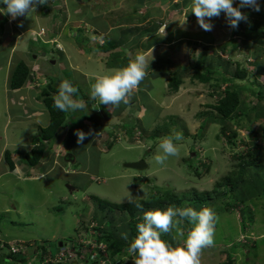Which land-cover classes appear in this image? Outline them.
Returning a JSON list of instances; mask_svg holds the SVG:
<instances>
[{"label": "rangeland", "instance_id": "obj_1", "mask_svg": "<svg viewBox=\"0 0 264 264\" xmlns=\"http://www.w3.org/2000/svg\"><path fill=\"white\" fill-rule=\"evenodd\" d=\"M176 1L49 0L48 5L38 6L25 19L17 17L13 23L15 26L12 23L2 26L5 33L0 36L1 264H39V252L44 247L56 252L62 241L78 243L90 240L93 244L96 239H104L113 227L106 223V219L100 224L98 219L93 218L102 212L96 199L125 203L127 201L123 198L128 192L134 200H138L149 196L157 187L170 188L179 195L194 189L210 191L226 176L234 177L238 187L232 197L224 196L210 205L219 216V221L214 245L202 251L201 264H264V168L249 173L254 169L250 166L249 170L247 167L246 171L238 173L240 159L237 158V155H245L249 148H257V158L264 166V114L258 115L259 109L254 111L252 107L259 101L257 95L264 86V44L261 53H257L254 47L242 42L247 39L243 29L252 32L248 22H260L259 29L264 31V13L260 12L263 9L260 7L259 12L251 8L241 9L247 14L248 21H241L242 28L238 26L236 29L229 26L226 15L221 12L218 17L212 18V32L201 29L196 18L188 13L191 0L188 3L185 0ZM160 2H164L160 7L166 8L167 13H160L159 17L154 15L142 27H149L152 21L160 26L159 21L169 18L170 23L165 30L162 25L159 34H169L176 28L174 42L180 45L174 48L180 47L178 51L162 43L148 49L145 46L148 39H143L146 35H141L143 29L138 26L136 32V25L151 17L145 15L147 9L151 10L154 3ZM233 2L234 6L238 4V0ZM185 18L187 23L182 26ZM42 26L46 29V36L38 35ZM21 30L25 34L19 37L16 48L12 50ZM201 30L202 34L197 32ZM53 32L58 33L57 41H49ZM75 33L77 38L73 36ZM103 38L115 41L110 51L123 50L122 58L129 57L131 60L138 52L149 59L152 56L153 59L159 58L154 62L156 72L147 69L148 76L134 90L129 103H121L111 110L109 106L90 98V88L96 78L116 70L109 66L108 58L117 59L119 54L115 58L109 57V50L104 53L98 46ZM142 40L144 48L141 47ZM31 41H35L33 48L36 49L30 48L33 45ZM58 42L63 44V51L57 49ZM226 44H236L237 48L227 52ZM83 49L88 54H84ZM169 51L172 52L171 58L180 64L198 62L206 66L211 60L215 72L207 81L193 78L189 73L175 89L169 84L171 75L164 73L165 63L160 58L170 56L167 55ZM204 52L205 60L202 58ZM23 59L32 65L44 62V70H39L37 76L41 78L39 75L50 74L48 80H52V87L58 88L57 92L52 91L53 96L58 94L60 83L69 80L78 89L73 98L83 100L87 105L81 111L65 112L67 127L48 142L51 155L46 153L41 165L28 169L21 168L24 163L21 157L31 152L39 141V125L49 124L51 115L42 93L45 84L21 87L20 92L27 97L23 101L18 96L19 103L18 100L12 102L9 80L16 65ZM242 69L248 75L243 80H234L242 90L243 105L239 108L242 118L238 123L237 118L226 122L232 124L238 134L234 143L230 144L221 130L222 123L212 119L217 116L212 104L227 86L222 79L230 80L236 70ZM95 104L103 109L96 108ZM263 108L264 101L261 103ZM38 110L43 114L37 115ZM204 119H208L209 123L201 131ZM89 129L94 134L78 144L76 131L87 133ZM155 129L159 130L160 136L148 137ZM174 131L183 132V141L177 142L180 156L170 157L164 165H158L154 156L158 154L159 142ZM166 132L170 134H164ZM53 145L57 146L51 148ZM6 150H10L17 161L18 166L13 171L9 170L4 159ZM139 159H144L148 166L135 169L125 165ZM195 166H199V174L192 168ZM216 189L230 191L232 183ZM189 200L186 197L182 205L186 206ZM231 201L241 204L235 207L230 204ZM239 211L245 212L247 218ZM102 213L111 218L109 211ZM114 216L116 225H123L122 222L117 224L119 218L132 220L128 213L119 210H115ZM179 226L184 233L180 236L183 242L191 228ZM189 227L192 225L189 224ZM91 230L100 232L102 237L91 236ZM12 244L25 247L26 252L11 253ZM69 247L64 249L68 251ZM127 248L115 254L114 257L122 261L117 264H133L136 257L129 254ZM82 251L84 253L88 248L83 247ZM19 256L24 261L15 260ZM69 262L67 264H88L79 255L75 258V254Z\"/></svg>", "mask_w": 264, "mask_h": 264}, {"label": "clouds", "instance_id": "obj_2", "mask_svg": "<svg viewBox=\"0 0 264 264\" xmlns=\"http://www.w3.org/2000/svg\"><path fill=\"white\" fill-rule=\"evenodd\" d=\"M173 1L175 2V0ZM176 2H179V0ZM0 3L6 5V7L0 8V13H4L5 15H8L10 19L15 20L19 16H30L29 14L36 11L38 6L48 5L49 0H0ZM163 4H161V6ZM243 8H251L256 12H259L260 4L258 3V0H238V4L235 6L233 0H191L188 13L190 12L191 15L193 14L196 17L198 25L204 31L213 30L214 25L211 22L212 18L218 17L221 12L226 15L229 26L232 29H236L241 21H248L247 14L241 11ZM158 23H161L158 28L159 32L162 25L164 27L162 29H166L167 22L159 21ZM186 23L187 20L185 18L181 25L183 26ZM64 25L65 24H63V26ZM20 26H22V24ZM139 27L142 28V26ZM136 32H138V30ZM143 32H141V35L145 34L151 38L150 35L146 33L143 34ZM23 34H25V31H23ZM38 35H47L45 27H41V31L38 32ZM51 35L53 38L49 41H57L58 33L53 32ZM20 36V34L16 36L17 39L16 41L14 40L12 50L16 48ZM73 36L74 38L78 37L76 33L73 34ZM102 40L103 42L100 44L102 46L109 41L105 38ZM31 44L33 45L30 48H33L35 46V41H31ZM57 49L63 51V44L58 42ZM87 50L90 53L88 48ZM116 51H119L120 54H124L123 50L118 49ZM83 53L88 54L86 51ZM104 53H107V51ZM152 59L153 56L149 59L144 53L138 52L131 60H129L128 64L125 63L123 68L116 69L108 74L97 77L96 82L91 85L90 98L93 100L98 98L99 103L109 106V110L114 107H119L121 103L127 105L131 96L134 94V90L138 89L148 76L147 69L150 67ZM27 64L30 66L31 70L36 73V76L39 74V70L44 67V62L42 61L40 64L36 62L33 65L29 62ZM118 67L121 66H117L116 68ZM49 75L50 74L39 75L42 77L39 78L37 76L36 81L39 79V81H37L39 85L45 84L49 81ZM44 77H46L45 79L47 80H44ZM31 81L32 78L24 86H31ZM36 85L38 84L35 83L33 86ZM77 92L78 89L72 85L71 81L63 80L59 85L58 94L53 97V107L62 112H76L86 109L87 105L83 100H76L73 98V95ZM75 134L77 136V143L82 144L88 136L93 135L94 133L89 129L87 133L82 130H77ZM183 139L184 137L181 131H174L170 135L163 137L158 145V154L154 156L155 162L158 165H164L170 157H179L180 148L178 147L177 142H181ZM238 156L239 155H237V157ZM133 197L134 196L128 192L123 199H126L128 203H134L137 208H141L142 204L139 201L134 200ZM184 221L189 222L192 227L188 231L182 246H173L172 243L162 238V236L170 234L173 230H176L178 235L183 236L184 233L179 231L178 226ZM218 221L219 216L215 210L209 206H203L199 210L194 207H177L175 205H170L164 209H148L143 212L142 222L137 224V234L131 240L127 251L129 254L136 257L133 264H201L202 251L205 248L214 245L216 224ZM99 233L100 232L95 230V233L91 236H98ZM122 238L127 240V233H123ZM104 239L106 238L104 237ZM104 239L96 240L106 243L109 254L112 256L109 249V243ZM65 244L64 241L60 242V247L65 246ZM68 244L72 246L74 243L68 242ZM74 246L76 245L74 244ZM79 252L82 251L80 250ZM102 256L103 253L100 252V255L94 260V264H109L108 262L104 263L102 261ZM87 258L90 259V253H87L86 258H83L85 259V262H87ZM67 262L70 263L69 261ZM117 262L122 263L121 260H117Z\"/></svg>", "mask_w": 264, "mask_h": 264}, {"label": "trees", "instance_id": "obj_3", "mask_svg": "<svg viewBox=\"0 0 264 264\" xmlns=\"http://www.w3.org/2000/svg\"><path fill=\"white\" fill-rule=\"evenodd\" d=\"M260 7L261 9H263L260 12L264 13V0L260 1ZM264 17V16H263ZM262 17V18H263ZM152 26L151 27H146L143 28L144 32L148 35L151 36V39L148 40L145 43L146 48L151 47V45L155 42H170V36L168 33L165 35H159V25L158 24H153L151 23ZM260 22L254 21L252 22H248V27H250V29L252 30V32H247L246 30L243 29V31L245 32L246 38L244 39L242 42L247 43L246 45L248 46H252L255 48L256 52H260L262 51L263 48V44H264V31L260 30ZM239 26L242 28V22L239 23ZM250 33V34H248ZM155 37V39H153ZM249 38V39H248ZM84 42V41H83ZM114 42H109L107 41V43L102 46V45H98L99 47L102 48V51L106 52V51H110L111 49H113L114 47ZM86 45V44H85ZM225 50L227 52H232V50L237 48V45H229L226 44L225 45ZM261 53V52H260ZM259 53V54H260ZM119 54V56H117ZM205 54L206 52H204V56L202 57L205 60ZM123 54H120L119 51L116 52H111L110 56H117V59H113V58H108V63L110 67H117V66H123L125 63L128 64V60H130L129 57L126 58H122ZM212 56V55H211ZM210 56V58H211ZM120 58L123 60H121L120 62ZM162 63H165V67H167V65L169 66L167 69V72L171 75L170 77V82L169 84L171 86H173L175 89L178 88L180 86L181 83H183L185 76L189 75V73H191L190 75L193 76V78H198L200 81H207L208 79H210V76L215 72L213 70L212 67V63L211 60L210 63L208 65H200L198 64V62H196L195 64H180L177 63L174 59L170 58L169 56H164L162 57ZM219 60H221V58H219ZM203 61V60H202ZM164 64H162L161 66H163ZM171 66L173 67L171 69ZM154 68V67H153ZM169 69H171V72H169ZM217 71V70H216ZM225 73H228V65L226 67V69L224 70ZM154 73L156 72V69L154 68ZM32 70L30 68V66L25 62V61H20L15 69L12 72L11 78L9 80L10 83V88L12 89H16V88H20L22 86H24L26 83L29 82V80L32 78ZM165 73V72H164ZM248 75L247 71H245V69L242 70H236L235 74L231 77L230 80L226 79V78H221L222 79V83L226 82L227 86L221 90V93L218 94L217 100L214 104H212V107L217 111V116H214L212 119L220 121L222 123V132L224 135H226L229 139V143L232 144L234 143V140L236 138L237 134V130L233 129V125L232 124H227L226 122L229 119H233V118H237V123L241 120V114L239 112V108L240 105H243V99H242V90L237 86V83L234 80H243L245 79V77ZM230 82V83H229ZM43 85V84H42ZM45 87H43L42 93L45 95V103L47 106H49V112L51 115V121L50 123L43 127H39V131H38V137H39V142L38 144H36L34 147H32L31 152H26V154H24L21 158H22V165L21 168L23 169H28V167H36L38 165H41V162L45 156V154L47 153V151L49 150V146H48V142L53 141L56 137V135L65 127H67L66 125V116H65V112L59 111L58 109L53 107L54 101H53V95H52V91L53 92H57L55 87H52V80H49L45 83ZM72 85H75L72 83ZM219 88L221 89V85H218ZM52 95V96H51ZM259 97V101L252 106L254 111H256L257 109H259V114L257 112L258 115H260L261 113L264 114V108L263 110L261 109V103L262 101H264V86L261 87V90L258 92ZM98 99V98H97ZM96 99V100H97ZM94 104V103H93ZM241 105V106H242ZM95 107L98 108L99 106H97L95 104ZM99 109H103V107H99ZM261 114V115H263ZM260 115V116H261ZM209 120L208 119H204L202 122V126H201V131L204 129V127L207 126ZM184 131L187 133V128L184 127ZM183 133V132H182ZM164 134H170V132H166ZM160 136L159 130L155 129L151 135H148V137H158ZM50 151V150H49ZM257 153H258V149L257 148H249L247 153L245 155H239L237 158L240 159V163H239V171L238 173H241L243 171H246V168L250 166H253L254 169L249 170V173L252 172L253 170H258V169H263L264 166L263 164L260 165L259 160L257 158ZM4 159L6 160L7 164H8V168L9 170L13 171L16 168V164L17 161L15 160V158H13L12 152L10 150H6L5 151V155H4ZM24 165V166H23ZM198 167L199 166H195L192 167L194 170L197 171V173L199 174L200 172H198ZM241 168V169H240ZM229 183H232V189H230V191H217L216 187L220 188V187H225L227 186ZM234 183V184H233ZM237 184H236V180L234 177L232 176H226L223 178L222 181L217 182V184L215 185V188L211 191H198L196 189L188 192V193H182L181 195L176 194L173 192V190H171L170 188H154L155 191L151 192L149 196L144 197V198H139L136 201H139L142 204L141 208H137L135 206L134 203H113L107 200H101V199H96L99 202V209L102 212H106L109 211V214L111 216L110 219H108V214L105 213L103 214L101 212V215L99 214H95L93 216V218L98 219L100 221V224L103 223V220L106 221L107 224L111 225V230L108 233L107 236H105L107 243H109V249H110V253H111V260L114 262V264H117V259L114 257L116 253L120 252L123 248L128 247L131 240L135 237V235L137 234V224L142 222V218H143V212L145 210L148 209H155V208H160V209H164L170 205H175L177 207H194L195 209L199 210L200 208H202L203 206H209L211 205V203L214 202V200L216 199H221L222 197H232L233 191L237 188ZM92 197V196H89ZM186 197H189V203L186 204V206L182 205L183 202ZM93 198V197H92ZM211 200V201H210ZM245 201V198L242 199V202ZM231 205L238 207L241 203L239 201H237L236 203H233L232 201L230 202ZM230 208V206H229ZM240 208V207H239ZM115 210H119L121 212H123L124 214L128 213L129 216H131L132 220L126 221V218H119L117 221V224L122 222L123 225L121 226H125V229H121L120 225H116L115 221L116 218L114 216V212ZM242 210H244V208L242 207ZM111 212L113 213V215L111 214ZM241 214H243V216L245 218H247V215H245V212H240ZM189 222L184 221L181 224V228H191L189 227ZM116 225V226H115ZM180 227V226H178ZM95 229L100 230L99 227H96ZM122 231V232H120ZM179 231L181 232V230L179 229ZM123 233H127L128 235V239L125 240L122 238V234ZM102 234H98V236H101ZM163 239H165L166 241L170 242L173 244V246H182L183 242L180 238V235L177 234L176 230H173L170 234L164 235L162 236ZM111 240V241H109ZM60 249V247L57 249V251ZM56 251V252H57ZM42 252V253H41ZM47 252V247H44L39 253H40V263L42 262V260L44 259V253ZM56 252H53L54 254ZM13 253V252H12ZM13 254H18V253H13ZM8 257L12 258V256L8 255ZM15 260H20V261H24V258L19 256V257H15ZM88 262V264H94V260H91L89 258H87L86 260ZM68 262H58V263H49V264H67ZM227 264H233V262L231 263H227Z\"/></svg>", "mask_w": 264, "mask_h": 264}, {"label": "built area", "instance_id": "obj_4", "mask_svg": "<svg viewBox=\"0 0 264 264\" xmlns=\"http://www.w3.org/2000/svg\"><path fill=\"white\" fill-rule=\"evenodd\" d=\"M32 81L30 84L31 86H33L35 83L39 85V83L36 81V73L32 71ZM95 233L94 231H90V235H93ZM83 240V239H82ZM92 242L90 240H88L87 242L85 240L83 241H78V243H74L76 246H74V244L71 246L68 243L65 244V246L60 247V249L54 254L52 252V250H47L46 253H44V259L42 260L41 264H49V263H58V262H66L69 261L72 257V255L75 254V258L78 257V255L83 259L84 257L86 258V254L90 253V259L91 260H96L97 257L100 255V252L103 253L102 256V261L108 262L109 264H114L113 261L111 260V256L109 254V251L107 249V244L104 243L103 241H97L93 244H91ZM2 246H4L2 244ZM70 246L69 250L66 251L64 249V247ZM87 247L88 251H85L83 253V247ZM82 252H79V251ZM100 250V251H99ZM10 251L13 253H24L26 251L25 247L19 245L16 246L15 244H12L10 246ZM79 253V254H78ZM84 255V257H83Z\"/></svg>", "mask_w": 264, "mask_h": 264}, {"label": "crops", "instance_id": "obj_5", "mask_svg": "<svg viewBox=\"0 0 264 264\" xmlns=\"http://www.w3.org/2000/svg\"><path fill=\"white\" fill-rule=\"evenodd\" d=\"M187 3L188 2H190V0H185ZM164 2H160V4L159 3H154V6H151L152 7V9L150 10L149 8L147 9V11H146V14L145 15H150L151 17L150 18H147V19H145V21H142V22H139L137 25H136V29L138 30L139 29V27H137V26H142L145 22H147V21H150L151 20V18L155 15L156 17H159V16H161V14L160 13H167V11L168 10H166V8H161L160 6H161V4H163ZM190 4V3H189ZM165 17V16H164ZM164 17H162V18H164ZM192 17L193 18H196L193 14H192ZM161 18V17H160ZM141 20H143V18H141ZM162 22H167V24L168 23H170V21H169V18H165L164 19V21H162ZM151 23H154V21H152ZM180 25V24H179ZM152 26V24L150 25L149 24V27H151ZM175 27H178V26H175ZM144 27H142L141 29H143ZM146 28V27H145ZM176 29V28H175ZM175 29L173 30V31H170L169 32V35H171L170 36V42H155V43H153L152 45H151V47H149L148 49H151V48H153L154 46H155V44H158V43H162V44H166V45H169L174 51H178V50H180L181 48L180 47H176V48H174V46L175 45H180V44H178V43H175L174 41H175V39H176V33H174V31H175ZM144 31V30H143ZM142 31V32H143ZM198 33H200V34H202L203 33V31L201 30V31H197ZM213 32V31H212ZM158 33H160V32H158ZM145 35V34H144ZM144 35H142V36H144ZM160 35V34H159ZM144 38H147L148 40H150L151 38L149 37V36H145V37H143V39ZM147 40V41H148ZM141 42H143V43H141V47L142 48H144V40H142ZM147 49V50H148ZM176 49V50H175ZM170 53H172V52H170L169 51V54H167V55H170ZM135 54V53H134ZM174 55V54H173ZM164 57V56H163ZM170 58H171V55L169 56ZM160 58H162V57H160ZM159 58H156V59H153L151 62H150V67L148 68V71H154V62L155 61H157ZM168 65H167V69H168ZM111 68H113V69H120V68H116V67H111ZM167 69H165L164 70V72H167ZM77 71H80L79 69H77ZM73 84H75V83H73ZM22 90H23V88H22ZM21 88H16V89H12L11 88V90H10V92L12 93V102L14 103L16 100H18V103H19V99H18V96H20V98H21V100H23L24 101V99H25V97H27L26 95H23L21 92ZM20 94V95H19ZM16 95H17V97H16ZM24 98V99H23ZM27 99V98H26ZM29 100V99H28ZM97 101L99 102V99H97ZM37 115H39V114H43V113H40L39 112V110L37 111V113H36ZM48 125V123L47 124H45V125H42V124H40L39 125V127H41V126H43V127H45V126H47ZM38 132V131H37ZM38 135V134H37ZM39 141H37L35 144H37ZM33 146V145H32ZM57 145H53L51 148H53V147H56ZM32 149V148H31ZM31 151V150H30ZM47 153H49V155H51V153H50V151L48 150L47 151ZM61 155H62V150H61ZM16 166H18V164H16ZM15 170V169H14Z\"/></svg>", "mask_w": 264, "mask_h": 264}, {"label": "flooded vegetation", "instance_id": "obj_6", "mask_svg": "<svg viewBox=\"0 0 264 264\" xmlns=\"http://www.w3.org/2000/svg\"><path fill=\"white\" fill-rule=\"evenodd\" d=\"M4 7H6V5L0 3V8H4ZM43 9H45V6L43 7ZM46 12L48 13V12H49V9H47ZM1 14H2L3 18L0 19V36H1L2 34L5 33V30L2 28L3 25H6L7 23H12V25H13V23H15V21L12 20V19H10V17H9L8 15H5L4 13H1ZM26 17H27V16H21L20 18H21V20H23V19H25ZM13 26H15V25H13ZM14 30H16V29H14ZM21 31H22V30H21ZM22 34H23V31L20 32V35H22ZM46 52H47V51H46ZM53 58H55V56H53ZM52 60H53V59H52ZM52 60H51V61H52ZM22 61H25V62L28 63V61L25 60V59H23ZM51 61H49V62L51 63ZM54 62H55V61H54ZM20 88H21V87H20Z\"/></svg>", "mask_w": 264, "mask_h": 264}, {"label": "water", "instance_id": "obj_7", "mask_svg": "<svg viewBox=\"0 0 264 264\" xmlns=\"http://www.w3.org/2000/svg\"><path fill=\"white\" fill-rule=\"evenodd\" d=\"M21 17V16H20ZM3 16L0 13V19H2ZM43 55H46V52H43ZM127 167L135 168V169H143L148 166V163L144 159H139L131 162L125 163Z\"/></svg>", "mask_w": 264, "mask_h": 264}]
</instances>
